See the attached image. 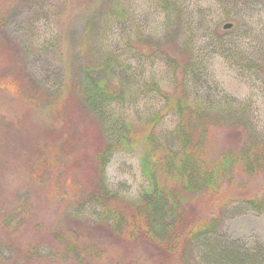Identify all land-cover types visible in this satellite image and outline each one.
<instances>
[{"label": "rangeland", "instance_id": "1", "mask_svg": "<svg viewBox=\"0 0 264 264\" xmlns=\"http://www.w3.org/2000/svg\"><path fill=\"white\" fill-rule=\"evenodd\" d=\"M0 15V264H234L218 257L228 244L261 247L248 264H264V0H0ZM16 38L31 76L53 97L23 99ZM96 64L126 82L114 113L141 134L156 117L161 140L174 133L177 116L164 110V90L211 114L206 157L228 156L230 170L216 191L192 196L189 209L208 232L181 252L129 241L102 224L104 208L76 176L103 172L78 168L74 143L56 140L55 114L75 112L83 68ZM147 150L140 138L106 165L117 194L108 205L123 224L148 185ZM86 151L90 165L93 147ZM258 157L256 168L246 167ZM209 248L216 253L207 256Z\"/></svg>", "mask_w": 264, "mask_h": 264}, {"label": "trees", "instance_id": "2", "mask_svg": "<svg viewBox=\"0 0 264 264\" xmlns=\"http://www.w3.org/2000/svg\"><path fill=\"white\" fill-rule=\"evenodd\" d=\"M3 20L0 15V26L4 25ZM15 41L22 56L14 64L17 66L14 74L23 85L25 83L27 94L23 99L33 102L39 98L43 102L42 97H53V94L44 92L31 76L24 47L17 38ZM104 68L103 64L83 68L85 80L78 84L76 97H71L76 99L75 112L71 111L70 115H65V112L55 114L56 121L61 124L56 130L59 132L56 140L66 147L74 143L73 152L80 154L76 164L78 168L86 167L90 171L103 172L93 173L94 175L90 173L92 178L89 173L86 178L84 173L76 176L81 189L88 191L89 199L96 206L104 208L98 217L104 219L102 224H111L129 241L159 243L170 251L181 252L187 242L199 241L208 232L203 223L198 224L199 215L190 210L192 207L189 209L193 203L192 196L204 191H216L221 184V175L223 172L229 173L230 170L226 169L229 166L225 160L228 156H222L216 162H211L206 157L204 140L211 126V114L202 103L195 104L181 93L162 91L160 87L164 110L177 116L174 133L169 139L161 140L156 132L159 121V117H156L147 122L141 134L133 121L115 115L113 108L123 98L121 91L126 82L113 73L102 75L101 70ZM89 136L96 139L93 145L88 143ZM140 138L146 141L148 148L142 160L148 185L139 198L128 205L133 211L129 221L123 224L122 215L108 205L117 194L109 187L105 169L114 151L131 147ZM89 147L94 150L90 165L86 164V150ZM248 160L247 168H256L259 163V157ZM252 160L254 162L251 163ZM76 178L73 177V180ZM114 217H117V221L112 223ZM257 248L254 246L243 249L228 244L223 246V252L218 257L228 259L234 264H248L259 260L263 249ZM210 253L216 252L209 248L206 255L209 256Z\"/></svg>", "mask_w": 264, "mask_h": 264}, {"label": "water", "instance_id": "3", "mask_svg": "<svg viewBox=\"0 0 264 264\" xmlns=\"http://www.w3.org/2000/svg\"><path fill=\"white\" fill-rule=\"evenodd\" d=\"M230 26H232V22H227V23H225V25H224V27H230Z\"/></svg>", "mask_w": 264, "mask_h": 264}]
</instances>
